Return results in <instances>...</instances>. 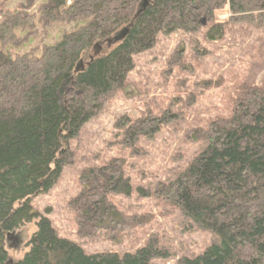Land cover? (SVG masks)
I'll list each match as a JSON object with an SVG mask.
<instances>
[{"label": "trees", "instance_id": "obj_1", "mask_svg": "<svg viewBox=\"0 0 264 264\" xmlns=\"http://www.w3.org/2000/svg\"><path fill=\"white\" fill-rule=\"evenodd\" d=\"M37 1L14 8L0 2V264L165 260L167 247L153 238L132 252L86 255L60 239L50 221L34 213L31 200L52 189L72 160L69 142L126 87L135 55L152 49L161 34L203 31L208 40L220 41L231 25L264 31V0ZM61 26L70 30L52 45H36ZM124 30L122 40L107 47ZM95 45L101 51L93 58ZM80 62L83 68L75 73ZM262 71L241 85L229 119L216 118L196 132L199 151L190 163L144 194L175 208L185 229L215 237L202 253L184 255L178 264H264V79L257 83ZM161 123L149 113L134 121L121 117L116 129L122 142H136L157 134ZM79 183L69 207L80 240L117 243L146 223L147 216L127 215L110 201L130 192L118 159L85 169ZM32 222L26 251L12 258L7 235Z\"/></svg>", "mask_w": 264, "mask_h": 264}, {"label": "rangeland", "instance_id": "obj_2", "mask_svg": "<svg viewBox=\"0 0 264 264\" xmlns=\"http://www.w3.org/2000/svg\"><path fill=\"white\" fill-rule=\"evenodd\" d=\"M7 2L14 8L23 0ZM218 19L225 20L223 15ZM69 30L66 26L56 27L36 41L40 44L34 40L32 44L52 45ZM225 31L220 41L208 40L203 31L197 35L161 34L152 49L133 57L126 87L108 100L103 114L85 124L79 136L69 142L72 160L52 189L31 200L34 213L46 217L60 239L79 245L86 255H95L132 252L153 238L169 252L167 259L154 264H178L182 256L199 255L216 242L210 233L185 229L175 208L151 193L144 194L168 172L190 163L199 151L196 132L216 118L229 119L241 85L251 80L252 73L264 70V31L244 24L231 25ZM262 79L264 71L257 83ZM149 113L165 120L160 131L136 142H122L117 120L128 117L134 121ZM113 159L121 161L130 192L125 196L111 195L110 201L127 215L147 216V221L125 232L117 243H88L77 236L75 214L69 203L80 192L82 171ZM34 232L32 222L11 233L8 254L21 258Z\"/></svg>", "mask_w": 264, "mask_h": 264}, {"label": "water", "instance_id": "obj_3", "mask_svg": "<svg viewBox=\"0 0 264 264\" xmlns=\"http://www.w3.org/2000/svg\"><path fill=\"white\" fill-rule=\"evenodd\" d=\"M145 1V0H144ZM202 24L205 25L204 20H202ZM127 30H124L122 33L118 34L117 36H115L111 41H107V47H110L111 44H116L119 41L122 40V38L126 35ZM101 51V47L99 45H95L93 47V58L98 57ZM92 60V58L90 59ZM83 68V64L82 62L79 63V65L77 66V68L75 69V73L79 72V70H82ZM11 236V234L7 235V241L9 240V237Z\"/></svg>", "mask_w": 264, "mask_h": 264}, {"label": "flooded vegetation", "instance_id": "obj_4", "mask_svg": "<svg viewBox=\"0 0 264 264\" xmlns=\"http://www.w3.org/2000/svg\"><path fill=\"white\" fill-rule=\"evenodd\" d=\"M14 240V239H13Z\"/></svg>", "mask_w": 264, "mask_h": 264}]
</instances>
